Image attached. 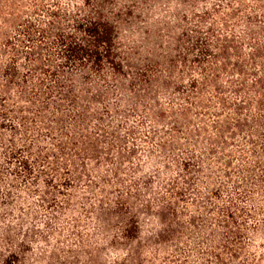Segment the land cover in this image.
I'll return each mask as SVG.
<instances>
[{
  "label": "trees",
  "instance_id": "obj_1",
  "mask_svg": "<svg viewBox=\"0 0 264 264\" xmlns=\"http://www.w3.org/2000/svg\"><path fill=\"white\" fill-rule=\"evenodd\" d=\"M13 178L0 264H264V0H0Z\"/></svg>",
  "mask_w": 264,
  "mask_h": 264
},
{
  "label": "rangeland",
  "instance_id": "obj_2",
  "mask_svg": "<svg viewBox=\"0 0 264 264\" xmlns=\"http://www.w3.org/2000/svg\"><path fill=\"white\" fill-rule=\"evenodd\" d=\"M13 185L7 188H0V227L4 228L3 232L8 235L10 239H20L24 240V227H19L18 223L30 222L32 220V213L33 210H29L26 205L22 206V210H16L13 208L16 201H18V196L21 195L22 197H27L28 193L24 189V185L21 184L20 179L13 178ZM7 189V190H6ZM2 193H5V195ZM8 193V195L6 194ZM4 196V197H2ZM30 201H33L34 198L30 197ZM37 208L36 206H34ZM156 221L154 219L146 220L145 221V230L148 233L152 230L155 226ZM0 244L3 242L0 241ZM3 249H0L2 251ZM5 251V249H4ZM1 255V254H0Z\"/></svg>",
  "mask_w": 264,
  "mask_h": 264
}]
</instances>
